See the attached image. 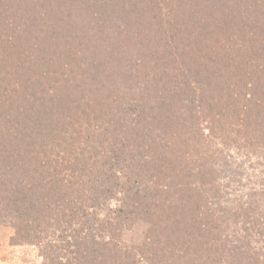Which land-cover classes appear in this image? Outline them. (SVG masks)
Wrapping results in <instances>:
<instances>
[{
    "label": "trees",
    "instance_id": "16d2710c",
    "mask_svg": "<svg viewBox=\"0 0 264 264\" xmlns=\"http://www.w3.org/2000/svg\"><path fill=\"white\" fill-rule=\"evenodd\" d=\"M148 1L91 0L87 3L99 12L105 13V10L120 26L118 32L109 37L105 48L114 60L111 78L121 81L122 89L129 92L131 87L127 83L131 76L127 72L128 64L122 61H130L132 52L140 50L141 45L149 48L150 41L147 39L152 37V22L148 25L145 20L143 23L141 18L144 19V13L142 17L141 13L137 15L138 11L145 10ZM191 1L175 0L179 13L175 16L171 7L166 10L167 17H164L168 19L169 26H175L174 35H179L193 46L191 50L195 54L200 55V48L211 47L222 58L233 61L224 70L232 71L224 88L231 106L226 108L227 115L217 120L223 119L224 133L228 128L229 137H235L224 139L219 145L217 139V143L213 144L214 139L211 138L203 145L205 157L201 161L179 163L181 157L177 153L183 145L189 147V141L205 140L202 138L204 127H196L194 119L196 110L208 99L205 93H201L200 77L185 73H182L185 77L183 88L174 84L168 91L169 96L162 94V99H158L163 112L155 119L149 120L146 115L142 118L145 108L132 104L127 110L128 120L120 112L108 120L109 125L119 122L124 128L113 129L121 133L117 136L113 134L102 139L95 136L80 143L58 142L53 138L58 131L57 125L47 128L42 123L33 126L28 122L9 124L8 117L17 109L10 108L7 111L9 115L0 111V138L19 132L20 126L22 130L25 124L20 132L25 128L30 133L36 132V128L41 132L51 131L49 145L51 139L54 148L63 147L65 150L64 155L56 154V159H44L47 162L45 166L37 163L43 153L38 149L51 148L44 140L41 146L37 144L38 149L31 150L33 157L28 164L18 159L14 162L13 156L0 152V224L14 229L16 243L38 244L42 255L49 260L51 257L61 261L65 256L64 259L69 262V256L63 249L69 250L74 239L78 243H92L96 240L94 233L99 231L102 246L112 248L113 245L122 256L119 264H264V93L251 80L249 70L251 65H256V71H259L264 64V28L260 25H264V17L257 16V10H262L264 16V0H248L247 12L243 10L248 15L242 23L236 21L233 11L227 16L216 14L210 0H207L210 7L198 0ZM70 4L69 0H24V9L18 10H23V15L38 18L44 15L41 10H56L59 13L69 10V31L59 27L51 31L55 45L64 51L67 44L70 47L76 39L82 41L84 36L73 27L77 14L71 10ZM173 14L174 25L170 23ZM254 17L257 18L254 20ZM39 32L49 36L45 29L40 28ZM44 40L47 43L45 37ZM167 45L168 41H165ZM167 54L173 56L170 52ZM22 59L19 57V62ZM216 68L211 71L213 77L217 76L222 66ZM54 79L53 85L48 88L52 91V102L63 88L69 89L67 85L71 82L63 73L60 78ZM109 81L108 77L104 78L103 85ZM92 89H87L88 94L92 93ZM8 91L1 88L0 103L8 97ZM178 94L181 96L177 100ZM98 98L103 108L107 100L100 95ZM198 103L199 106L196 105ZM232 110L246 114L248 117L244 124L248 125L236 127L233 119L228 117L233 116ZM105 129L108 132L109 129ZM184 133L190 136L184 138ZM194 134H198L199 138L194 139ZM242 140L257 143L255 146L260 151L254 149L252 152H259L255 163L248 153L247 159L241 161L243 153H238V149L243 147L237 142ZM2 142L5 141L0 139V147ZM234 150L237 154L233 153ZM160 155L164 158V167H161V161L159 165L156 163ZM170 155L175 159L173 165L167 168ZM151 162L154 171L163 174L165 179L156 181L159 186L152 185L150 180L148 166L152 169ZM46 166L47 172L39 169ZM90 167L95 171H90ZM20 169L23 171L22 179L18 175ZM167 169L169 171L166 172ZM110 178L113 185L108 182ZM41 189H46L48 193L39 195ZM85 192L91 193L92 197L86 200ZM161 211L171 214L160 220ZM138 216L143 217L149 226L142 241L129 245L122 240L124 234L121 232L128 227L133 228L132 219ZM161 229L170 232L158 234ZM39 238L43 240L34 242ZM114 262L109 258L107 260L108 264Z\"/></svg>",
    "mask_w": 264,
    "mask_h": 264
},
{
    "label": "rangeland",
    "instance_id": "374dc122",
    "mask_svg": "<svg viewBox=\"0 0 264 264\" xmlns=\"http://www.w3.org/2000/svg\"><path fill=\"white\" fill-rule=\"evenodd\" d=\"M69 1L72 7L71 10H75L77 14L73 27L76 28L79 34L84 33V36L82 41L78 38L75 40V44L70 47L67 44L64 51H61L51 38V31L54 27L69 31V10H62L60 13L56 10H49L48 12L41 10L44 15L38 18L32 15H23V10H18V8L22 9L24 0H0V90L1 88L9 90L8 97H4V101L0 103V111L8 114L7 111L10 108L17 109L16 113L8 117L9 124L18 123L19 125V123L28 122V125L33 126L42 123L47 128L57 125L58 131H56V136L53 134V138L57 139L58 142L72 141L73 143H80L90 141V137L95 136L96 139L111 137L113 134L117 136L121 133L114 132L113 129L124 128L118 124L119 122L109 125L108 120L114 118V115L118 112L128 120L126 117L127 110L132 104H140L141 109L145 108L142 112V118L146 115L149 120L155 119L163 112V106L161 104L162 108L160 107L157 102L158 99H162V94H164V97L169 96L168 91L170 92L174 84L183 88L182 82L185 77L182 76V73H185L200 77L198 80L201 93H205L208 99L202 107L200 106L196 110L197 114L194 119L196 127H204L205 136L203 135L202 138L205 140L189 141V147L183 145L180 153H177L181 157L179 163L183 165L189 162V164H194L196 161H201L202 157H205V147L203 145L205 141L207 142L211 138L214 139L213 144L218 141L219 145L222 140H231L230 138L235 137V135L229 137L227 134L229 133L228 128L227 133H224L225 131L222 128L223 119L219 118L217 120L218 117L227 115L228 109L226 108L231 106V101L228 96L226 97L224 88L229 77L232 76V71H229L230 69L224 70L229 68L233 61L229 58H222V55L213 52L211 47L210 49H207V47L200 48V55L195 54L191 50L193 46L182 40L179 35H174L175 26L167 24L168 19L165 18L167 17L165 13L171 7L175 16L179 13L174 5L175 0H150L145 5L147 6L145 10L137 12V15L141 13V17L144 13V19L141 18L143 23L145 20L148 25L152 22L150 27L153 31L152 37L150 36L147 39V41H150L149 48L145 49L141 45L140 50L132 52L134 54H131L130 61H122L123 64H128L127 72L131 76V80L127 85H130L131 92L122 89L123 84L121 81L111 78L110 71L114 65V60L113 56L106 52L105 46L109 37L116 34L120 27L115 23L114 17L109 16V13L107 15L105 10H103L105 13H102L98 9H92L87 4L91 0ZM198 1L208 7L212 5V9L216 10V14L224 13L227 16V13L233 11L235 19L239 23H242L248 15V13H245L247 12L246 4L248 0H210L211 5L207 0ZM191 2L194 3L195 0ZM87 10L94 13L87 12ZM184 10L186 9L184 8ZM118 11L121 13V10ZM252 11L254 13V10ZM262 13V10H257L258 17H264ZM174 14L170 22L173 25L175 23ZM255 18L257 17H254V20ZM32 21H34L33 25ZM260 25L264 28L262 23ZM40 28L49 32V36L42 35L39 32ZM165 41H168L167 46H165ZM167 52L172 53L173 56L167 54ZM18 55L23 58L20 60L21 62H19ZM220 66H222L220 72L216 77H213L211 71L216 67L217 70ZM249 70L252 74L251 80H254L257 87L264 93V64H261L259 71H256V65H251ZM61 73L65 74L68 79L70 78L71 82L68 85L66 84L69 89L63 88L61 94L54 96L56 100L52 102L50 100L54 98H51L52 91L49 89L53 85L54 78H60ZM71 73H73L72 76ZM106 77L110 81L103 85ZM52 79L54 80L52 81ZM154 86H156V89H154ZM89 88H94L90 94L87 91ZM92 94H94V97ZM98 95L107 100L106 103L104 102L105 106L103 108L98 103L100 101ZM180 96L181 94H178L176 99H180ZM196 105L199 106L200 103ZM232 111L233 116L228 117L233 119L236 127H239L240 124L242 126L248 125L244 124L248 117L246 114ZM143 125H147V123ZM21 127L20 131L23 130V128L21 130ZM105 128L110 131L107 132ZM20 131L0 138L5 141L1 144L0 152L4 151L10 157L13 156L14 162L15 159H18L28 164L33 157L31 150L38 149L37 144L41 146L43 140L48 147L51 145V148L38 149L43 152L39 156L38 164L42 163L45 166L46 161L56 159V154H65L63 147L54 148L52 146L51 139L49 145V132L51 133V131L41 132L38 128H36V132L32 133L27 131V128L23 132ZM201 132L202 130L199 133ZM183 136L188 138L190 134L184 133ZM198 138L199 135L194 134V139ZM237 143L243 147V149H238V153H243L240 158L241 161L247 159L246 153H248L249 158L255 163L259 152L258 155L252 152L255 151L254 149L260 151L257 145L255 146L257 143L251 140H242ZM233 153H235V150ZM174 159L172 155L168 157L167 168L173 165ZM160 161L162 163L161 167H164L162 155L156 163L158 164ZM33 162L35 163V161ZM150 165L152 169L148 166V171L152 185L159 186L158 179L165 180L163 174L154 171L152 162ZM60 167L58 166V168ZM39 169L48 171V166ZM92 170L95 171L93 167H90V171ZM18 173L20 179H22V169ZM111 180L112 178L108 179V182ZM46 193H48L46 189H41V192L38 191L39 195L45 196ZM87 195L89 196L87 197ZM84 197L88 200L92 195L85 192ZM114 203L116 202L114 201ZM168 214L171 213L164 214L161 211L159 219L162 220ZM143 219L141 216L133 217V228L128 227L125 232H121L124 234L122 240L125 243L134 245L145 238L149 224ZM170 231L172 233L173 228ZM170 231L165 232L161 229L158 234L165 235ZM99 234V231L94 233L96 240L92 243H78L75 239L72 240L74 244L69 245V250L63 249L64 253L69 256V262L64 259L65 256H62L63 260L61 261L56 259L54 261L51 257L49 260L42 255V250L38 244L16 243L14 229L7 224H0V264H108V258L110 261H115L114 264L121 263L122 256L114 250L116 247L113 245L112 248L103 247V239L99 237ZM37 240L41 241L43 239H34V242Z\"/></svg>",
    "mask_w": 264,
    "mask_h": 264
}]
</instances>
